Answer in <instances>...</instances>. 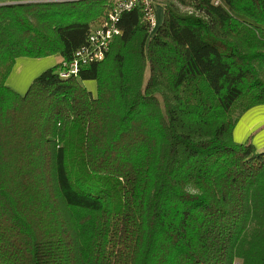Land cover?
<instances>
[{"label": "trees", "instance_id": "obj_1", "mask_svg": "<svg viewBox=\"0 0 264 264\" xmlns=\"http://www.w3.org/2000/svg\"><path fill=\"white\" fill-rule=\"evenodd\" d=\"M88 1L0 4V264H264V151L232 138L264 104V0H155L86 63L114 4Z\"/></svg>", "mask_w": 264, "mask_h": 264}, {"label": "crops", "instance_id": "obj_2", "mask_svg": "<svg viewBox=\"0 0 264 264\" xmlns=\"http://www.w3.org/2000/svg\"><path fill=\"white\" fill-rule=\"evenodd\" d=\"M52 59L53 61L50 60L49 56L36 59L29 57L17 58L7 83L11 84V81H14L13 84L18 88L17 91L22 92L39 72L58 62L59 56H57V59H55V56ZM18 64L23 65L18 66ZM86 83L92 88V85H90L92 82ZM232 138L237 143L249 141L257 151H264V104L252 106L240 115L233 126Z\"/></svg>", "mask_w": 264, "mask_h": 264}, {"label": "built area", "instance_id": "obj_3", "mask_svg": "<svg viewBox=\"0 0 264 264\" xmlns=\"http://www.w3.org/2000/svg\"><path fill=\"white\" fill-rule=\"evenodd\" d=\"M155 0H114L111 10L108 12L109 19L98 25L94 29V33L90 37L93 45L86 54L87 47H82L76 52V55L83 59L86 63L89 60L101 58L103 56L102 46L106 45L108 41L122 33V29L118 26V20L121 14L139 8L145 15V18L150 22L154 28L156 25L155 13L153 10ZM152 30V28H150ZM76 64V62L74 63ZM72 70V72H74ZM64 76L67 74H63Z\"/></svg>", "mask_w": 264, "mask_h": 264}, {"label": "rangeland", "instance_id": "obj_4", "mask_svg": "<svg viewBox=\"0 0 264 264\" xmlns=\"http://www.w3.org/2000/svg\"><path fill=\"white\" fill-rule=\"evenodd\" d=\"M13 1H29V0H6V1H4V0H1L0 2L1 3H5V2H13ZM32 1H34V0H32ZM98 3V0H96L95 1V3H94V1L93 0H89L88 1V4H91V5H95V4H97ZM153 9H154V13H155V21L157 22V24H161L162 23V20H163V17H164V11H163V7H162V5L160 4V3H158V2H154V5H153ZM94 24H91V26H93ZM50 57V60L51 61H53V57H54V55H51V56H49ZM55 59H57V56H55ZM89 62V61H88ZM19 65H23V64H18V66ZM17 66V67H18ZM46 69V68H45ZM43 71V70H42ZM17 72V71H16ZM20 72V71H19ZM40 73V72H39ZM37 75H39V74H37ZM36 75V76H37ZM86 82H92V83H90V85H92V88H90V86L89 85H87V83ZM7 83V82H6ZM14 83V81H11V84H8L7 83V85L9 86V87H11L14 91H16L17 93H19V94H24L25 92H26V90L28 89V87H29V85H30V83L28 84V86L25 88V90H23L22 92H19V91H17L18 90V88L13 84ZM13 84V86H11ZM84 86L88 89V91H90L91 93H92V95L94 96H97V83H96V81H94V80H89V81H85L84 82ZM234 264H239V261H236V262H234Z\"/></svg>", "mask_w": 264, "mask_h": 264}, {"label": "water", "instance_id": "obj_5", "mask_svg": "<svg viewBox=\"0 0 264 264\" xmlns=\"http://www.w3.org/2000/svg\"><path fill=\"white\" fill-rule=\"evenodd\" d=\"M29 1H32V0H29ZM22 2H26V1H13V2H9V3H22ZM1 4V2H0Z\"/></svg>", "mask_w": 264, "mask_h": 264}, {"label": "bare ground", "instance_id": "obj_6", "mask_svg": "<svg viewBox=\"0 0 264 264\" xmlns=\"http://www.w3.org/2000/svg\"><path fill=\"white\" fill-rule=\"evenodd\" d=\"M3 4H9V2H5V3H3Z\"/></svg>", "mask_w": 264, "mask_h": 264}]
</instances>
